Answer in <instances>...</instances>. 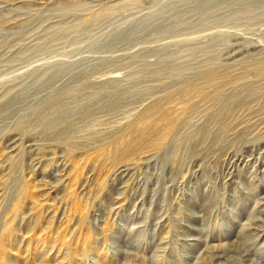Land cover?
I'll return each mask as SVG.
<instances>
[{
    "label": "rangeland",
    "instance_id": "374dc122",
    "mask_svg": "<svg viewBox=\"0 0 264 264\" xmlns=\"http://www.w3.org/2000/svg\"><path fill=\"white\" fill-rule=\"evenodd\" d=\"M263 256L264 0H0V264Z\"/></svg>",
    "mask_w": 264,
    "mask_h": 264
},
{
    "label": "bare ground",
    "instance_id": "6f19581e",
    "mask_svg": "<svg viewBox=\"0 0 264 264\" xmlns=\"http://www.w3.org/2000/svg\"><path fill=\"white\" fill-rule=\"evenodd\" d=\"M261 211V210H260ZM252 253V252H251ZM253 254V253H252ZM259 257V256H258ZM264 257V256H263ZM259 259V258H258ZM262 260V259H261ZM263 262V261H262ZM254 264V263H253ZM255 264H256V262H255ZM258 264V263H257Z\"/></svg>",
    "mask_w": 264,
    "mask_h": 264
}]
</instances>
